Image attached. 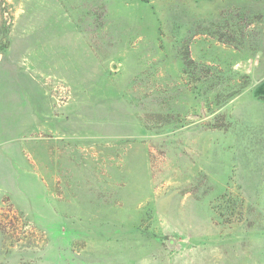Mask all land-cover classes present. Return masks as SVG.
<instances>
[{
	"label": "rangeland",
	"instance_id": "374dc122",
	"mask_svg": "<svg viewBox=\"0 0 264 264\" xmlns=\"http://www.w3.org/2000/svg\"><path fill=\"white\" fill-rule=\"evenodd\" d=\"M0 264H264V0H0Z\"/></svg>",
	"mask_w": 264,
	"mask_h": 264
}]
</instances>
